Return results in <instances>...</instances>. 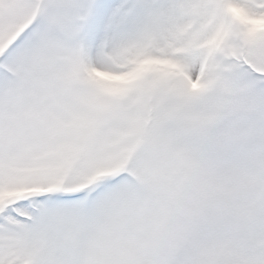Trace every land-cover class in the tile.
Segmentation results:
<instances>
[{
  "label": "snow or ice",
  "instance_id": "1",
  "mask_svg": "<svg viewBox=\"0 0 264 264\" xmlns=\"http://www.w3.org/2000/svg\"><path fill=\"white\" fill-rule=\"evenodd\" d=\"M0 264H264V0H0Z\"/></svg>",
  "mask_w": 264,
  "mask_h": 264
}]
</instances>
